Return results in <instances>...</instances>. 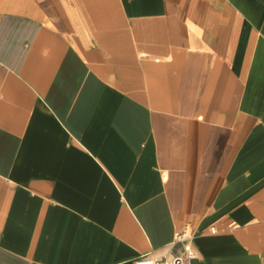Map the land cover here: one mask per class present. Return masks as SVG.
Masks as SVG:
<instances>
[{
	"label": "crops",
	"instance_id": "crops-1",
	"mask_svg": "<svg viewBox=\"0 0 264 264\" xmlns=\"http://www.w3.org/2000/svg\"><path fill=\"white\" fill-rule=\"evenodd\" d=\"M264 264V0H0V264Z\"/></svg>",
	"mask_w": 264,
	"mask_h": 264
},
{
	"label": "built area",
	"instance_id": "built-area-1",
	"mask_svg": "<svg viewBox=\"0 0 264 264\" xmlns=\"http://www.w3.org/2000/svg\"><path fill=\"white\" fill-rule=\"evenodd\" d=\"M177 240L183 243L180 255L164 262H157L151 258L142 257L137 259L134 264H191V260H193L196 255L192 248L190 238L186 237L185 234L182 233L178 235Z\"/></svg>",
	"mask_w": 264,
	"mask_h": 264
}]
</instances>
